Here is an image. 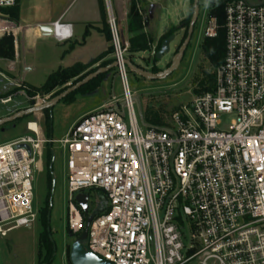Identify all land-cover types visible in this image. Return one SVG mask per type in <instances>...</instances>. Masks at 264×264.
I'll use <instances>...</instances> for the list:
<instances>
[{"label":"built area","instance_id":"obj_1","mask_svg":"<svg viewBox=\"0 0 264 264\" xmlns=\"http://www.w3.org/2000/svg\"><path fill=\"white\" fill-rule=\"evenodd\" d=\"M225 1V57L214 86L182 105L171 126L144 130L127 78L130 44L105 0L123 98L82 116L61 140L44 138L35 121L27 123L29 134L0 144V237L37 218L33 173L57 142L68 153V229L79 235L85 225L75 196L87 193L90 204L99 192L86 243L103 259L264 264V0ZM17 4L0 0V38L22 28L9 12ZM212 23L205 37L217 35L216 18ZM50 27L59 41L74 36L70 23Z\"/></svg>","mask_w":264,"mask_h":264},{"label":"rangeland","instance_id":"obj_2","mask_svg":"<svg viewBox=\"0 0 264 264\" xmlns=\"http://www.w3.org/2000/svg\"><path fill=\"white\" fill-rule=\"evenodd\" d=\"M138 6L152 13L155 2L160 7L156 28L159 37L171 27L177 28L172 34L176 35L171 43L170 53L161 60H155V55L149 50L130 53L129 59L142 66L148 73L157 74L166 70L184 43L192 21V0H137ZM140 1V2H139ZM219 0H199L198 19L190 43L184 53L179 66L169 75L159 79H147L127 69V78L130 90L134 97V109L140 126L145 130L149 125L155 127H168L173 123V115L182 105L189 103L193 96L203 89L201 83L208 74L213 73L215 68L201 50L205 40V30L213 26L209 13L213 3ZM255 2L257 0H248ZM24 5L34 10V14L40 15V9L47 7L49 0H23ZM114 12L117 15L116 5L113 3ZM146 16V14H145ZM148 16V15H147ZM189 21L186 27H180L181 22ZM119 20V19H118ZM123 26L119 20V29ZM121 33V32H120ZM122 37V33H121ZM123 38V37H122ZM126 42L125 40H123ZM111 53L113 47L111 43ZM6 58V57H5ZM45 69L40 72L25 75L27 85L23 83L17 72L8 74L0 73V97L12 95L7 102L0 98V118L5 117L11 111L24 109L31 105L36 106L39 102L50 101L52 96L74 84L75 80L69 81L64 86H58L50 93H38L39 99H30L27 88H40L47 79ZM78 79V78H77ZM76 79V80H77ZM35 95V96H36ZM34 96V97H35ZM113 98L121 102L123 98V86L116 68L107 72L99 81L97 88L89 93L76 90L61 99L51 110L50 119L47 120L45 112L30 114L0 126V144L12 141L20 136L29 134L27 123L38 122L41 134L44 138L61 140L66 137L70 127L84 113L93 109H100L101 105L115 104ZM128 120V118L126 117ZM233 117L224 116L223 120L230 121ZM54 151V152H53ZM52 154V161L48 155ZM66 149L60 143L55 142L52 146L47 145L43 156L38 160L39 168L33 173V199L32 211L37 218L30 226H17L6 237H0V264H38L40 253V234L44 230L40 219L41 210L50 208L48 212V230L50 238L55 244V260L52 264H71L69 253L75 238L69 236L68 229V170ZM99 192L94 191L89 204L90 213L98 210Z\"/></svg>","mask_w":264,"mask_h":264},{"label":"crops","instance_id":"obj_3","mask_svg":"<svg viewBox=\"0 0 264 264\" xmlns=\"http://www.w3.org/2000/svg\"><path fill=\"white\" fill-rule=\"evenodd\" d=\"M129 1L112 0L117 8L118 19L123 26L120 30L122 37L128 42L131 36L128 18ZM150 3L153 4V10L152 13L146 11L143 13V26L147 37L151 38L154 41L153 45L157 46L160 38L168 32L159 37L156 22L160 7L155 2ZM9 12L11 14V11ZM34 13V10L32 11L26 4L24 5L23 0H18L14 19L22 28L17 31L15 36H12L14 38V56L12 58L0 56L1 74L5 71L14 77L12 73L17 72L20 74L23 83L27 85L25 75L32 74L35 71L40 72L45 69L48 72V78L50 74L58 69L82 64L84 68L80 75H83L95 72L107 66L105 64L108 61L113 60L112 53L103 55L111 48L105 0H49L47 7L40 9V15ZM57 21L73 25V38L59 41L53 35L54 32L50 25ZM149 51L151 52V50ZM27 86L29 87V84ZM11 96L7 94L0 98L4 101L11 98ZM31 105L27 108H30ZM105 106L101 105L100 109ZM27 108L11 111L0 119ZM96 110L99 109L84 113L78 120ZM39 113L38 115L41 117L42 114Z\"/></svg>","mask_w":264,"mask_h":264},{"label":"trees","instance_id":"obj_4","mask_svg":"<svg viewBox=\"0 0 264 264\" xmlns=\"http://www.w3.org/2000/svg\"><path fill=\"white\" fill-rule=\"evenodd\" d=\"M141 1V0H140ZM139 1V2H140ZM193 3V0H192ZM225 0H219L216 3H213L209 17L210 18H216L217 21V35L215 37H205V40L202 42L201 50L205 57L209 60L212 67L217 68L220 66L224 60L225 57V49H226V30L224 27L226 14H225ZM18 5V4H17ZM142 10V9H141ZM11 11V16L15 18V12H16V6ZM144 13L145 11L142 10ZM128 18H129V31L131 32V36L129 38V52H139V51H146L151 49V44H153V40L151 38H148L147 35L144 32V26H143V16L139 13L138 8V1L137 0H130L129 1V12H128ZM189 21L187 19L185 22H181L180 27H186ZM109 27V25H108ZM177 28L171 27L169 32L162 36L156 46V52L159 50L160 45L162 41L171 35ZM110 33V29H109ZM111 38V35H110ZM107 53H111V50L109 49L107 52H105L103 55H106ZM0 56L6 57V58H12L14 56V38L12 36H4L0 39ZM113 60L108 61L105 65H108L112 63ZM84 66L82 64H75L71 67L58 69L57 71L53 72L49 75L44 85H42L40 88L33 87L32 89L27 87V94L30 97H34L38 93H50L58 86H64L69 81L75 80L74 83L77 81L82 80L84 77H86L89 73L80 75ZM101 74L97 78L90 81L88 84L80 87L77 90H82L85 93H89L94 91L98 84L100 79L105 75ZM78 77V79H77ZM77 79V80H76ZM201 86L203 87L202 90L210 89L214 86V74H208L204 81L201 83ZM65 89H62L58 92H56L52 98L59 95L61 92H63ZM75 92V91H74ZM199 92V91H198ZM32 104L34 102L31 101ZM46 114L47 120L50 119L49 116V110H44ZM48 160L50 162L52 161V154L48 155ZM50 208L46 210H41L40 212V219L42 222V225L44 227V230L40 234V248L43 249V253H40V259L38 264H52L55 260V244L50 238V231L48 230V212Z\"/></svg>","mask_w":264,"mask_h":264},{"label":"water","instance_id":"obj_5","mask_svg":"<svg viewBox=\"0 0 264 264\" xmlns=\"http://www.w3.org/2000/svg\"><path fill=\"white\" fill-rule=\"evenodd\" d=\"M199 0H193V15H192V21L188 30L187 37L184 41V43L181 45L178 53L175 55L172 64L162 72H159L157 74L148 73L145 71V69L137 64H134L131 60H126V64L128 68L143 76L147 79H159L163 78L170 73H172L180 64L184 53L190 43L195 24L198 19L199 14V8H198ZM176 35L171 34L168 37H166L157 52H155V60H161L164 55L170 53L171 51V43L175 40ZM117 66L116 62H112L111 64L102 67L95 72H92L88 74L86 77H84L82 80L77 81L74 84H71L69 87H67L63 92H61L59 95L51 99L50 101H46L43 104L31 106L30 108H27L25 110H21L9 117L0 119V126L9 122H13L17 119L23 118L25 116H28L30 114H34L37 112H42L46 109L51 110L55 104H57L61 99L69 95L70 93L76 91L80 87L88 84L93 79L97 78L99 75L110 72L111 70L115 69ZM76 203L80 206L83 215L85 217V225L83 231L79 235H75L73 232L69 231V236L75 238V241L72 243L70 253H69V260L71 264H114L111 263L105 259H103L100 255L93 252L87 245V237H88V230L90 223L92 221V216L89 213V195L84 192H80L75 196Z\"/></svg>","mask_w":264,"mask_h":264},{"label":"flooded vegetation","instance_id":"obj_6","mask_svg":"<svg viewBox=\"0 0 264 264\" xmlns=\"http://www.w3.org/2000/svg\"><path fill=\"white\" fill-rule=\"evenodd\" d=\"M99 208L101 209V208H103L104 207V204L101 202V200L99 201Z\"/></svg>","mask_w":264,"mask_h":264},{"label":"bare ground","instance_id":"obj_7","mask_svg":"<svg viewBox=\"0 0 264 264\" xmlns=\"http://www.w3.org/2000/svg\"><path fill=\"white\" fill-rule=\"evenodd\" d=\"M31 126H32V127H35V125H34V124H32Z\"/></svg>","mask_w":264,"mask_h":264}]
</instances>
